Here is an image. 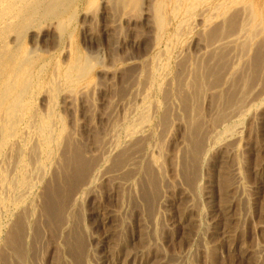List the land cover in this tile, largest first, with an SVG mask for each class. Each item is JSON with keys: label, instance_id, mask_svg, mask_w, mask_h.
I'll list each match as a JSON object with an SVG mask.
<instances>
[{"label": "rangeland", "instance_id": "1", "mask_svg": "<svg viewBox=\"0 0 264 264\" xmlns=\"http://www.w3.org/2000/svg\"><path fill=\"white\" fill-rule=\"evenodd\" d=\"M144 1L145 0L140 1V5L137 8L141 11L133 9L129 14V22L122 21L117 24L114 22L116 15L115 12H113L114 9L111 7V5L108 4L103 8L101 0H97V7L94 6L90 9L89 15L86 17V19L81 21V13L84 14L85 11H79L80 13L78 18L74 21L70 36H67L64 40L65 42L63 41L59 47H57L58 41L55 35H49L48 37L44 38V40L41 42L42 44L40 43L39 48L48 51L53 56L55 55L54 60H59L57 62L59 64H62V61H66V58L71 53V51L68 50H72V45H76L83 53H90L92 55L94 54V56L96 55L97 57L100 56V58H98V65L95 66L93 72L91 73L90 89L82 92L81 94H83V96L79 91H77V93H73L71 95L72 101L70 100L68 102L69 104L62 103L60 100L58 101L56 107L58 113L65 122L64 125L66 128V134H69L73 137H71L72 142L74 141L73 144L76 145V148L81 149L84 159H89L91 166H93L96 162L95 160L97 159L99 150L101 148V139L108 129L109 121L112 120L110 116H113L114 119L119 120L124 114V110H126V108H128L130 105H134V101L136 102L135 97L137 93L135 92V89H137V87H139L138 90L142 89V85L140 84H143V81H140V84H136L133 87L134 90L132 89L129 94L127 93L128 89L125 90V88L129 75H125L128 71V67L125 64H127V62H145L146 59L148 61L150 55L153 54L163 57V54L161 53L163 52L167 54L165 49L168 47L171 49L170 52H172L173 56L171 57V61L169 59L166 61V63L169 65V68L172 69H170V74L166 78L167 84H164L162 91L156 90L154 87L151 89L148 88L149 92L147 93V101L152 106L154 105L152 108L153 114L151 113L152 117L150 121L152 125H149L145 131V133H147L146 135L150 136L149 138L147 136L145 141L146 143L144 142L145 145L143 148H141V145L136 151V156L140 154V156L137 157L140 160H136L139 162L137 163L141 166V168L138 170L135 169V174L131 177V181L128 184L129 188L126 187L124 191H122L123 186L121 183L118 184V182H116V173L112 171L113 168H115L111 165L113 161L109 160L106 165L100 169V173H104V178L100 179L101 182L98 181L94 186L86 188L81 192V194H83V192L85 193L83 196L80 194L76 202H71L73 203L72 205L68 204V207L70 206V208L67 207V212H62L58 223L51 222V219L55 218V215L50 213L48 215L47 212H44V201L46 200L45 189L48 184L45 183L41 188H38L39 190H36V195L40 194V198L35 202L36 213L32 218H30L29 222L31 226L27 225L30 228L29 239L28 241L26 240V244L28 245L25 246V249H27L25 252L28 255V260H25L26 263L24 262L23 264H41V262L42 264H264V253H260V257L258 255L259 250V252H264L261 251L264 249V94L260 96L261 99L254 103V107H252L247 114L248 116L246 115V118L244 117L241 119V122H237L240 124L239 126L242 129L241 132L238 131L239 133L236 135V139L233 141H221L222 143L219 142L216 144L214 149L211 151V155H213H210L211 157L209 156L205 161L206 165L209 163L207 167L205 164L203 166L200 158L198 157L197 165L194 164L195 171L193 175H191L192 177L188 174L186 176L185 166L188 159L187 152L189 151L191 145L187 134V119H189V113L192 112L188 111L187 106L185 107V101L182 97L185 94L184 90L179 87V83L175 79L172 80L171 78H175V71L178 65H180L178 63L181 59L182 61L180 63L185 61L186 64H189L188 62H190L191 65L192 60L195 61V59L201 57L200 55L204 56L205 53L208 54L207 51L204 52L203 50V45H206L207 43L205 40L203 41V35L206 33V31H201L200 28L195 27L193 23H189V25V20L185 26L186 29L181 27L182 29L180 30L181 32L179 31L180 33L178 38L176 37V40H171L167 36V33L173 31L175 27L173 24L174 22L171 24L169 23L170 25H166V28L169 25V29L165 28L166 31L164 30L162 33L164 35H162L157 33V30L152 23L151 17L147 16L145 19H140L141 13L143 11L141 8L143 7L142 5H144ZM247 2L253 6L248 8L246 5L245 7L242 6V4L241 6L237 4L239 7L237 10L239 11L240 9L241 13L236 9L230 13V16L235 13L238 14L237 23L242 22V17H244L245 20L247 18V13L250 12V9L257 7L258 5V0H247ZM259 8L261 12V20L260 24H258V27L256 28H260L261 30H256V32H258L256 33L258 37L255 34H252V29L249 28L246 21L244 23L247 25H243V29L241 28L243 31H239L240 26H237V28H235L236 26L233 27V29L229 31L230 34H226V36L231 39L226 37V46L224 45L225 47H223L225 48L224 50L227 56V66L224 67V73L222 72L223 76H221L219 82L217 83L211 82L214 80L213 77H207V81L210 82L208 84L210 85H207L204 88L202 93L203 96L201 95V97L198 99V104L200 103L199 108H202V111L200 110L202 113L200 114L202 119H199L200 121L204 120L203 128L204 130L207 129L206 133H209L214 129H219L215 128V126L217 127L220 124L216 120L217 112L215 111H218L217 109L220 108V106L222 109V105H224V99H226L227 95L228 98L230 96L233 98L237 96V101H239V103L243 106L246 102L245 99L248 101L256 95L261 94L260 92H264V75H262L264 74V69H262L264 68V61H261L260 66L256 62L259 55L262 56L260 58H264V51H262L264 50V42H262V40H264V37H262L264 36V34H262L264 33V26H261L264 25V1L261 2V6H259ZM242 11L246 12L243 13ZM135 12H137V14ZM131 16H134V18ZM122 30L124 31L122 32ZM157 34L160 35L158 36ZM259 34L261 35L259 36ZM160 36L163 37L161 38ZM74 37L76 38L74 39ZM250 37L251 39L249 40L248 38ZM155 38H158V40L156 41ZM259 38L261 40V44L260 41L258 42ZM168 39L170 41H168ZM244 39H246V41ZM68 42L71 44L70 47H68ZM201 42L203 43L201 44ZM231 42L233 44H231ZM27 43V40H25V44L28 46ZM248 44L249 46H246ZM180 47H182V49ZM54 48H56V50ZM61 48L63 49L62 52ZM258 49H261V52H259ZM133 56L134 58H132ZM230 56L234 59H232ZM135 57L138 60H136ZM238 60L239 63L241 62L240 64L236 62ZM101 61H103V64ZM99 64H102V68ZM229 64H233V67H230ZM253 64L255 65L253 66ZM112 65L113 67H111ZM257 67L261 70H259ZM233 69L235 73L233 72ZM248 75L252 77L248 78ZM222 78L224 79L222 80ZM245 78H248L249 81L248 79L245 80ZM240 79L243 81L240 82ZM233 80L235 82H233ZM217 84L219 86L222 84L223 87L219 88ZM168 86L171 87L169 88ZM241 86L243 87V92L241 91ZM235 87L236 89H234ZM139 93L141 92H138V94ZM217 93L218 95H222L221 98L223 101L221 98L219 99ZM164 94H167L168 97ZM240 94H243V98L240 97ZM248 94L250 95V98H248ZM177 97H180L181 99ZM116 99H118V101H116ZM241 99L242 101H240ZM70 102L73 104L71 105ZM115 102H118V104L121 103L118 106L120 108H117V111L115 109ZM259 102H261L262 106ZM201 103L202 106H200ZM221 103L222 105H220ZM111 104L112 106H110ZM156 104L158 106L157 108H155ZM259 105L260 107H258ZM36 108H42L38 102H36ZM167 110L168 112H166ZM233 110L234 108L228 109V111H226L227 113L225 114V117H229L228 115ZM165 113L166 117L163 119ZM215 114L216 116H214ZM160 117H162V119ZM213 123L217 125L213 126ZM210 124H213L212 127ZM168 129L171 130L172 137L174 136L173 141L165 140ZM163 130L165 132H162ZM72 133L74 134L71 135ZM159 138L162 140H159ZM96 139L97 142H94ZM160 141L162 142L160 143ZM147 146H149V148ZM163 147L164 149L166 148V150H164ZM159 148L161 151V157H158L162 158L160 160V165H163L164 167L162 166L160 171H154L152 173L150 169L153 167L146 165V159L143 158L146 157V152L149 154H154L157 151L154 155H159ZM91 156L92 158H95L92 159ZM142 167L146 168L142 169ZM236 167L238 169H236ZM107 168L110 169L108 170ZM146 170L154 175L155 181H158V184L156 181L157 195L151 196V192L149 191L147 184L148 174H145ZM55 175L56 174L53 175L52 179L55 178ZM157 175L161 177H158ZM119 179L120 182H124V180L126 181L127 176H125L123 179H121L120 176ZM133 186L135 187L133 188ZM123 193H125V197H123ZM120 199L123 201V203ZM161 215L164 216L161 217ZM64 217H66V220ZM155 217L157 218V221H155ZM51 224L54 226H51ZM5 246V244L0 246V264H19V260L16 259L17 255L13 251L14 247L11 249V246ZM2 253L4 255H2ZM43 255L45 258H43ZM6 256H9L10 258L8 259Z\"/></svg>", "mask_w": 264, "mask_h": 264}, {"label": "bare ground", "instance_id": "2", "mask_svg": "<svg viewBox=\"0 0 264 264\" xmlns=\"http://www.w3.org/2000/svg\"><path fill=\"white\" fill-rule=\"evenodd\" d=\"M140 1H143V0H101V4H102L103 8L108 4L111 5V7L114 9L113 12H115V15H116L114 22H116L118 24L122 21L123 22L124 21H126V22L130 21L128 18L129 14L132 12L133 9H137L139 7ZM262 1H264V0H258L257 7L250 9V12L247 13V18L244 20V17H242L243 19H241L242 20L241 23H237V21H238L237 20V15H238L237 13L234 12L235 14H233L231 16H230V13L234 9L237 10V8H239L237 4H239L240 6H241V4H242V6L246 5L248 8L253 6L249 2H247V0H145L144 5L141 4L143 6L141 9H143V11L141 13L140 19H145L147 16L151 17L152 23L155 26L157 33L162 34L166 28V25L174 22L173 24L175 27H174L173 31L172 32L168 31L169 33H167V36L171 40H176V37L178 38V35L181 32L180 30L182 29L181 27H184L186 29L185 26L187 25V22L189 20L190 21L188 22V24L193 23V25L195 27L200 28L201 31H203V32L206 31V33L203 35L204 36L203 41L205 40L207 43H206V45H203L204 46L203 50H204V52L207 51L208 54L205 53L204 56L200 55L201 57L198 59H195V61L192 60L191 65H190V62H188V61L187 62L189 64H186L185 61L180 63L182 61V59H181L180 62L178 63L180 65H178V67L176 66L177 67L176 71L174 69L175 75L174 74L173 75L175 76V78H173V77L171 78L172 80L175 79L179 83V87H181V89L184 90L185 94L182 97L185 101V107L187 106L188 111L192 112V113H189L190 114L189 119H187L188 120V133L187 134H188V137L190 140L189 142L191 145H190L189 151L187 152L188 154L186 153L188 156V159H187L188 164L186 162V166L184 165L185 171H186V176H187V174L190 176L193 175V173L195 171V165L194 164L197 165L198 157L200 158V161L202 162V164L204 166V164L206 163L205 161L211 155V151L214 149L216 144H218L221 141H223V142L224 141H231V140L233 141L236 139V135L239 132H241V129H242L239 126L240 124H238L237 122H241V119H243L249 113L251 108L254 107V103L256 101H258L259 99H261L260 96L262 94H264V92H260L261 94H258V95H256L254 93L256 96L253 97L252 99L248 100V101L245 99L246 102L244 101L245 103L242 106L239 103V101H237V98H238L237 96H235L234 98L232 96H230L228 98V95H227L228 93H227L226 94L227 97H226V99H224V105H222V103L220 104V105H222V109L220 106V108L217 109L218 111H215V112H217V116H216V114L214 115L217 117L216 120L220 124L216 127L215 125H217V124H214L215 123L214 122L213 123L214 125L213 124L212 125L215 126V128H219V129H214V130L210 131L209 133L208 132L206 133L207 129L204 130V128H203V126H204L203 121L204 120L200 121V119H202L200 116V114H202L201 113L202 108L201 109L199 108L200 103L198 104V99H199V97H201V95L204 91V88L207 85H210V84H208L210 82L207 81L208 76H211V78L213 77L214 80L211 82H214V83L219 82L221 76H223L222 72L225 69L224 67L227 66V62H226L227 56H226V52L224 50L225 48H223L226 46L225 42H227L225 40V38L227 37L226 34H228L229 31L232 30L233 27H235V26H236L235 28H237V26L238 27L240 26V28H239V31H240L241 28L243 27V25L246 26L248 24L249 28L252 29L251 30L252 34L256 35V33H258V32H256V30L258 31L260 29V28L257 29L256 27H258V24H260V20H261V12H260L259 6H261ZM96 3H98L97 0H0V246L2 244L3 245L5 244L6 245L5 247L11 246L10 247L11 249H12V247H14L13 251L17 255L16 259L19 260V264H21V263L23 264L25 262V260H28L27 259L28 255L25 252V250H27V249H25L26 248L25 246L28 245V244H26V240L28 241L29 235H30V228L28 227L30 225L29 221H30V218H32L33 215L36 213L35 212V207H36L35 202L38 201L40 198V194L36 195V190H39L38 188H41L45 183H47L48 185L45 189L46 200L44 202H45L46 209L44 207V212L45 213L47 212L48 215H49V213L52 215H55V218H52L51 222H57V223L59 222V219H60L62 212L63 213L67 212V209L70 208V206L68 207V204L72 205L73 203H71V202H76L77 199L79 198V195L81 194V192L83 190H85L86 188H89L91 186H94L98 181L101 182L100 179L104 178V175H103L104 173L103 174L100 173V169L102 167H104L109 160L113 161L111 163V165L115 168H113L112 171H114L116 173V176H115L116 182H118V184L121 183V185L123 186L122 191H124V189L126 187L129 188L128 184L131 181V177L135 174V169L138 170L141 168V166L138 165V163H139L138 161L140 159L137 158L138 156H140V154L136 156L135 155L136 151L141 145H142L141 148H143V146L146 143L145 141L147 139V136H148V138L150 136V135H146L147 133H145V131L149 125H152L150 123V121H151V117H152L151 116L152 108L154 105L152 106L147 101V98H148L147 93L149 92L148 88L151 89L152 87H154V89L162 91L164 84H167L166 78L170 74V69H172V68H169V65L166 63V61L168 59L171 61V57L173 56L172 52H170L171 49L169 47L167 49H165L166 47L164 48L168 55L166 53L162 52L161 54H163V57H159V56H157V54L156 55L153 54V55H150V57L148 56L149 59H148V61L146 59L145 62H140V61H138V62H127L126 61L127 64H125V65L128 67V71L126 70L127 73L125 75H129V77H128V80H127L128 82L126 83V88H125V90L128 89V92L127 91H125V92H127L129 94V92H131V90L133 89V87L136 84H140V81H143V84H140V85H142V89L138 90L139 87H137V89H135V92L137 93L136 97H135L136 102L134 101V105H130L128 108H126V110H124V114L122 112L123 115H122V117L120 115L121 118L119 120L114 119L113 116L109 115L112 120L109 121V126H108V129L105 132V134L103 133L104 135H103V137L101 139V143H100L101 148L99 150L97 159L95 160L96 162L94 163L93 166H91L90 160L84 159V156L82 154L83 152H81V149L76 148V145L73 144L74 141L72 142V139H71L72 136H70L69 134H66V131H65L66 128L64 125L65 122L63 121L62 117L58 113L56 107H57L58 101H60V100H61L60 102H62V103H68L72 99L71 95L73 93H75V92L77 93V91H79L81 94L82 92L90 89L89 87H91L90 86L91 85V82H90L91 81V73L93 72L95 66L98 65V58H100V56L97 57L96 55L94 56V54L92 55L90 53H88V54L83 53L76 45H72V50H68V51H71V53L66 58V61L65 62L62 61V64H59V63H57L59 60L58 61L54 60L55 55L53 56L48 51L40 49L39 46H40V43L44 40V38L48 37L49 35H55V37L57 38V41H58L57 47H59L61 45V43L65 40V38L67 36H70L71 29H73L72 26L74 25V21L78 18V15L80 13L79 11H83V10L85 11V12L83 11L84 14L81 13V16H80L81 21H82V20L86 19V17L89 15L90 9L94 6H96ZM138 11H141V10H138ZM240 11L241 10L239 9L238 12H240ZM242 12L244 13L246 11H242ZM135 13L137 14V12H135ZM131 17L134 18V16H131ZM245 21L247 24L244 23ZM168 26H167V28H168ZM261 26H264V25H261ZM123 31L124 30H122V32ZM241 31H243V30H241ZM160 34H157V35L159 36ZM185 34H184V36H185ZM201 34H202V32H201ZM241 34H243V33H241ZM262 34H264V33H262ZM162 35H164V34H162ZM260 35L261 34H259V36ZM200 36H202V35H200ZM235 36H236V34H235ZM247 36H249V35H247ZM256 36L258 37V35H256ZM160 37L162 38L163 36H160ZM262 37H264V36H262ZM75 38L76 37H74V39ZM182 38H183V36H182ZM240 38H239V40H240ZM228 39H231V38H228ZM234 39H236V38H234ZM248 39L250 40L251 37ZM25 40H27L28 46L25 44ZM155 40L157 41L158 38H155ZM244 40L246 41V39H244ZM168 41H170V40L168 39ZM259 41L261 44L260 38H259L258 42ZM262 42H264V40H262ZM157 43H156V45H157ZM202 43L203 42H201V44ZM244 43H242V44H244ZM231 44H233V43L231 42ZM249 44L246 46H249ZM70 45H71L70 43H69V46L67 44L68 47H70ZM175 45H176V43H175ZM180 45L182 46L181 43H180ZM244 45H243V47H244ZM116 46H117V44H116ZM237 46H239V45H237ZM147 47H149V46H147ZM159 47H161V46H159ZM62 48H63V46H62ZM62 48H61V52L63 50ZM152 48H153V45H152ZM156 48H157V46H156ZM180 48L182 49V47H180ZM54 49L56 50V48H54ZM148 49H150V48H148ZM164 49H162V50H164ZM239 49H242V48H239ZM102 50H103V47H102ZM87 51H89V50H87ZM105 51H107V50H105ZM262 51H264V50H262ZM259 52H261V49L259 50ZM53 53H54V51H53ZM67 53H69V52H67ZM100 53H102V52H100ZM157 53H158V51H157ZM232 53H234V52H232ZM244 53H246V52H244ZM235 54H238V53H235ZM59 55H61V54H59ZM239 56H240V54H239ZM260 57H262V56L259 55L258 60L256 61L259 64V66L261 64V61H264V58H260ZM132 58H134V56ZM132 58H131V60H132ZM141 58H139V59H141ZM104 59H105V57H104ZM228 59H229V57H228ZM232 59H234V58H232ZM136 60H138V59L136 58ZM244 61H242V62H244ZM101 62L103 64V61H101ZM110 62H111V60H110ZM236 62L239 63V60ZM253 62H254V60H253ZM232 65L233 64H231L230 67ZM234 65H235V63H234ZM244 65H246V64H244ZM254 65L255 64H253V66ZM108 66H109V64H108ZM111 67H113V65ZM101 68H102V66H101ZM261 68H262V66H261ZM104 69H102V70H104ZM122 69H124V68H122ZM262 69H264V68H262ZM259 70H261V69H259ZM123 71H125V70H123ZM98 72H100V71H98ZM121 72H122V70H121ZM233 72H234V69H233ZM234 73H231V74H234ZM262 75H264V74H262ZM250 77H252V76H249L248 78H250ZM209 78H208V80H209ZM223 79L224 78H222V80ZM247 79L245 78V80H247ZM258 79H259V77H258ZM92 80H93V77H92ZM115 80H117V79H115ZM243 80H244V78H243ZM243 80H241L240 82H242ZM248 81H249V79H248ZM251 81H252V79H251ZM125 82H126V80H125ZM233 82H235V81L233 80ZM238 82H239V80H238ZM245 82H247V81H245ZM243 84H245V83H243ZM112 85H111V87H112ZM220 85L221 86L218 85L219 88L223 87L222 84H220ZM240 85H241V83H240ZM257 85H258V83H257ZM100 87H99V89H100ZM166 87H167V85H166ZM209 87H211V86H209ZM236 87L234 89H236ZM96 88H97V86H96ZM237 88H239V87H237ZM240 88L242 91L243 87L241 86ZM141 90H143V91H141ZM244 90H245V88H244ZM138 92H141V93L138 94ZM158 93H160V92H158ZM235 94H238V93H235ZM81 95L83 96V94H81ZM125 95H127V94H125ZM131 95H133V94H131ZM164 95H167V94H164ZM179 95H181V94H179ZM217 95H218V93H217ZM251 95H252V93H251ZM205 96H207V95H205ZM218 96L220 99L222 95L220 94ZM167 97H168V95H167ZM240 97L243 98V94H240ZM91 98H92V96H91ZM114 98H115V95H114ZM177 98L181 99L180 97H177ZM248 98H250V95ZM119 99H120V97H119ZM90 100H92V99H90ZM129 100H131V99H129ZM133 100H134V98H133ZM116 101H118V99H116ZM222 101H223V99H222ZM240 101H242V99ZM36 102H38V104H40V106L42 107V108H39L40 110L38 108H36ZM168 102H169V100H168ZM127 103H126V105H127ZM259 103L262 106L261 102H259ZM70 104H71V102H70ZM115 104H116L115 109L117 111L118 110L117 108H120L118 106L121 103L118 104V102H115ZM260 105L258 107H260ZM110 106H112V104ZM200 106H202V103ZM69 107H71V106H69ZM157 107L158 106L156 104L155 108H157ZM230 108H234V110L231 111V113L228 115L229 117H225L226 116L225 114L227 113L226 111H228V109H230ZM73 109H74V107H73ZM108 109H110V108H108ZM219 109H221V110H219ZM170 110H171V107H170ZM184 110H185V108H184ZM166 112H168V110ZM175 115H178V114H175ZM165 117H166V113L164 114L163 119ZM160 118L162 119V117H160ZM93 119H94V117H93ZM163 121H165V120H163ZM156 124H155V126H156ZM77 125H78V123H77ZM212 125H211V127H212ZM169 130L170 129H168V131H167L168 133H167V136L165 137L166 139L165 138L164 139L166 141L167 140L173 141L174 136L172 137L171 130L170 131ZM162 132H165V131L163 130ZM73 134L74 133H72L71 135H73ZM154 135H155V133H154ZM163 137H164V135H163ZM161 138H159V140ZM155 139H156V137H155ZM99 140H100V138H99ZM94 142H97V139L94 140ZM161 142L162 141H160V143ZM205 142H206V145H205ZM154 143H155V140H154ZM175 143H177V142H175ZM147 144H148V141H147ZM149 146H147V147L149 148ZM166 148H167V145H166ZM166 148L164 149V147H163L164 150H166ZM233 148H235V147H233ZM144 149H145V147H144ZM158 150H159L158 151L159 155L158 154L154 155L157 151L154 154L153 153L149 154L146 152L145 153L146 157L143 158V159H146L145 160L147 162L146 165H150L151 167H153L152 169H150L152 173L154 171H160L162 166H163V165L162 166L160 165V160L162 159V158H159V157H161L160 148ZM162 153H163V151H162ZM64 154H65V156H64ZM162 155H164V154H162ZM91 158H92V156H91ZM93 158H95V157H93ZM183 164H182V166H183ZM207 165H206V167H207ZM116 167H118V168H116ZM143 168L144 167H142V169ZM196 168H198V167H196ZM111 169H112V167H111ZM236 169H238V168L236 167ZM88 170H89V172H88ZM55 171H56V173H55ZM185 171H184V173H185ZM151 172L146 170L145 174H148L147 184H148L149 191L151 192V196H153V195H157V193H156V188H157L156 187V181L157 180L155 181L154 175ZM236 172H237V170H236ZM54 174H56L55 178L52 179ZM105 175H106V173H105ZM120 176H121V179H123L125 176H127L126 181L124 180V182H120V179H119ZM158 177H161V176H158ZM158 180H159V178H158ZM157 184H158V181H157ZM193 185H194V183H193ZM134 187L135 186H133V188ZM93 188H95V187H93ZM73 190L74 191L76 190V191L74 192ZM159 191H157V192H159ZM133 192H135V191H133ZM154 192H155V194H154ZM83 194H85V193L83 192ZM83 194H81V195L83 196ZM123 197H125V193H123ZM132 197H133V195H132ZM124 202H126V201H124ZM122 203H123V201H122ZM189 204H191V203H189ZM239 204H241V203H239ZM162 216H164V215H161V217ZM66 217H64V219ZM164 219H165V217H164ZM155 221H157V218L155 219ZM52 225L53 224H51V226ZM65 225H66V223H65ZM46 229H48V228H46ZM56 230H59V229H56ZM121 234H123V233H121ZM38 235H39V233H38ZM43 235H44V233H43ZM38 240H40V239H38ZM40 241H42V240H40ZM40 244H42V243H40ZM35 245H36V243H35ZM38 245H39V243H38ZM3 250H4V248H3ZM259 251H258V255L260 257V255H261L260 253H264V252H259ZM261 251H264V249H262ZM10 252H11V250H10ZM13 253H11V254H13ZM88 253H89V251H88ZM42 254H43V252H42ZM2 255H4V254L2 253ZM44 255H43V258H45ZM6 257L8 259L10 258L9 256H6ZM14 257H15V255H14ZM2 258H3V256H2ZM43 258H41V259H43ZM93 261H94V259H93ZM31 263H34V262H31ZM41 264H42V262H41Z\"/></svg>", "mask_w": 264, "mask_h": 264}]
</instances>
